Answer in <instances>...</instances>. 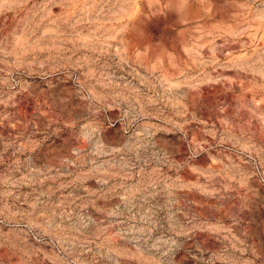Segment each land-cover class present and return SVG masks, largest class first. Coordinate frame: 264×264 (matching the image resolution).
Masks as SVG:
<instances>
[{
  "label": "rangeland",
  "instance_id": "obj_1",
  "mask_svg": "<svg viewBox=\"0 0 264 264\" xmlns=\"http://www.w3.org/2000/svg\"><path fill=\"white\" fill-rule=\"evenodd\" d=\"M0 264H264V0H0Z\"/></svg>",
  "mask_w": 264,
  "mask_h": 264
}]
</instances>
